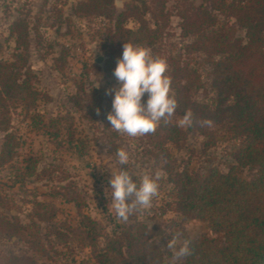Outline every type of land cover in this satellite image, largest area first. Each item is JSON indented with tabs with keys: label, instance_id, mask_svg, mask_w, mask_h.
<instances>
[{
	"label": "rangeland",
	"instance_id": "1",
	"mask_svg": "<svg viewBox=\"0 0 264 264\" xmlns=\"http://www.w3.org/2000/svg\"><path fill=\"white\" fill-rule=\"evenodd\" d=\"M80 1L0 0V60H14L17 54L16 38L12 34L14 23H26L31 46L29 63L39 79L36 88L42 93L35 110L28 112L23 105L12 110L11 131L18 137L20 147L15 158L0 167V191L13 205L6 213L19 217L24 224L31 223L36 202L49 203L57 209L51 223L37 220L49 258L36 256L26 243L4 235H0V253L35 256L39 262L48 264H98L92 235L82 224L85 217L96 222L100 234L96 241L98 248L105 246L107 236L113 231L137 222L149 229L152 241L167 261H183V257L173 259V256L186 237L208 236L223 244V235L213 233L206 221L175 211V186L162 168L163 164H157L150 153L153 148L147 134L131 137L118 132L110 128L107 116L91 120L87 111L79 109L72 101L82 89L89 92L95 88L110 90L119 86L114 75L106 72L115 48L109 34L112 24L102 17L78 16L75 6ZM142 2L151 5L152 0H115L116 17L126 4L142 5ZM187 3L207 6L203 0H167L170 24L162 30L150 50L153 56L166 60L167 71L170 59L181 58L189 62L198 70L202 82V87L193 91V99L214 106L217 96L212 87V67L203 55L186 52L193 38L183 35L177 13ZM146 18L151 28L156 29L149 14ZM219 20L221 24L234 26L237 35L246 40L245 31L233 19L219 15ZM126 25L131 29L138 27L134 20H129ZM170 94L174 96L172 89ZM107 107L109 114L112 106ZM190 113V125H180L185 114L176 111L158 122V125L166 121L176 123L187 133L183 148L169 145L175 168L187 167L195 175H207L213 167L228 172L229 166L235 163L233 153L242 147L244 140L229 124H200L202 130H199ZM36 119L48 124L47 129L36 124ZM203 130L213 133V146L207 147L206 143L212 137L204 135ZM58 132L60 135L56 137ZM4 136L5 133L0 132V151ZM119 148L129 154V161L123 166L116 157ZM30 157L37 160V172L32 177L22 178ZM121 167H126L138 182L145 174L159 175L158 195L149 206L134 210L126 221L116 217L107 195L111 170L115 172ZM254 174L252 168L241 169L243 178L249 179ZM67 197L76 200L67 202ZM173 235L178 236V242L170 249L167 241Z\"/></svg>",
	"mask_w": 264,
	"mask_h": 264
},
{
	"label": "trees",
	"instance_id": "2",
	"mask_svg": "<svg viewBox=\"0 0 264 264\" xmlns=\"http://www.w3.org/2000/svg\"><path fill=\"white\" fill-rule=\"evenodd\" d=\"M167 0H152L126 4L116 17L115 0H81L75 13L83 18L102 17L112 27L109 30L114 49L107 62L106 72L113 74L126 42L152 48L162 30L170 24L171 14ZM206 5L187 3L178 9L180 27L186 37H192L188 54L198 53L213 69L212 87L217 101L214 106L193 99V91L202 87L197 69L181 58L169 60L167 75L177 101L175 111L184 115L190 111L193 123L207 125L229 124L232 131L244 140L242 147L233 153L235 163L228 172L217 167L207 175H195L189 168L177 170L169 149L170 144L183 148L187 133L178 124L166 121L148 133L152 146L150 153L157 164H163L176 189L174 209L177 213L208 223L211 231L223 235L225 242L217 243L208 236L190 241L191 254L183 261H167L152 241L149 229L142 223L121 227L107 236L103 248L96 241L100 236L96 222L85 217L84 228L92 235V248L97 253L98 264H264V0H203ZM156 26L152 29L146 15ZM219 15L233 19L245 31V37L229 23H220ZM134 20L136 29L126 23ZM12 34L16 38L17 54L11 62L0 60V132L4 142L0 151V167L11 162L20 147L18 137L11 131L12 110L23 105L28 112L35 110L42 93L36 88L38 76L29 63V28L22 21L14 23ZM108 90L95 88L79 91L72 98L79 109L86 110L91 120L105 118L112 106ZM61 121V120H60ZM56 123L55 121H53ZM43 129L47 125L36 119ZM202 130V127L199 129ZM203 134L212 137L207 147L213 146L214 135L209 130ZM60 135L58 132L55 136ZM22 178L37 172V160L30 157ZM255 170L251 178H243L241 169ZM76 199L67 197V202ZM79 205V204H78ZM0 191V235L16 237L26 243L36 256L49 258L39 222L51 223L56 208L49 203L36 202L31 223L24 224L19 217L9 215L12 208ZM36 220V221H35ZM0 264H48L35 256L6 255L0 253Z\"/></svg>",
	"mask_w": 264,
	"mask_h": 264
},
{
	"label": "clouds",
	"instance_id": "3",
	"mask_svg": "<svg viewBox=\"0 0 264 264\" xmlns=\"http://www.w3.org/2000/svg\"><path fill=\"white\" fill-rule=\"evenodd\" d=\"M166 71L164 58L153 56L145 46L124 43L121 57L113 70L119 86L106 93L113 97L112 110L107 115L110 128L131 137L142 136L154 132L162 118L174 114L177 101L170 94L171 78ZM179 124L190 125L191 113L186 112ZM116 157L122 166L129 161V154L124 148L117 149ZM158 180V174H145L138 182L126 167L115 172L111 170L107 195L111 198L116 217L126 221L134 210L149 206L158 195ZM177 242L178 236L173 235L167 241V247L175 248ZM190 254V241L185 240L173 259Z\"/></svg>",
	"mask_w": 264,
	"mask_h": 264
},
{
	"label": "water",
	"instance_id": "4",
	"mask_svg": "<svg viewBox=\"0 0 264 264\" xmlns=\"http://www.w3.org/2000/svg\"><path fill=\"white\" fill-rule=\"evenodd\" d=\"M101 59L98 60V62L100 61Z\"/></svg>",
	"mask_w": 264,
	"mask_h": 264
}]
</instances>
